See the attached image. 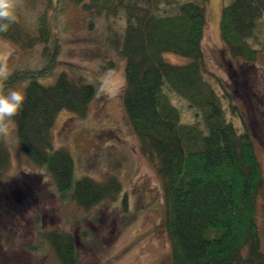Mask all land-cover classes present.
<instances>
[{
    "label": "trees",
    "instance_id": "trees-1",
    "mask_svg": "<svg viewBox=\"0 0 264 264\" xmlns=\"http://www.w3.org/2000/svg\"><path fill=\"white\" fill-rule=\"evenodd\" d=\"M209 1L47 0L34 35L18 21L6 33H0V39L21 52L41 46L46 60L38 71L13 73L5 86L26 94L23 110L14 118L20 148L29 162L52 176L60 199L76 203L85 211L107 200L114 201L121 191L118 181H75L73 159L52 146L51 134L58 115L67 111L85 116L96 96L95 87L84 74L69 72L60 74L53 86L41 84L56 76L62 54L53 34L55 17L65 10H79L91 34L102 22L103 41L96 39V58L104 74L117 71L119 58L126 62L122 91L125 117L162 182L171 263L264 264L257 222L262 168L253 137L227 120L212 85V80L220 86L223 82L206 66L203 42ZM112 19L124 20L121 35L112 31ZM263 20L264 0H232L221 12L225 62L228 68L234 62L242 64L239 73L230 68L229 72L236 92L241 85L246 98H251V93L245 87L248 79L243 78L254 73L258 50L252 41ZM166 54L190 62L175 66L164 59ZM176 100L187 105L197 123L182 121ZM8 165L9 154L4 136H0V172ZM30 196L16 183L0 184V220H4L0 223L8 225L18 210L25 206L28 209ZM40 232L39 239L50 244L60 264H78L71 235ZM5 244L9 256H0V264H11L13 249L10 243Z\"/></svg>",
    "mask_w": 264,
    "mask_h": 264
},
{
    "label": "rangeland",
    "instance_id": "rangeland-1",
    "mask_svg": "<svg viewBox=\"0 0 264 264\" xmlns=\"http://www.w3.org/2000/svg\"><path fill=\"white\" fill-rule=\"evenodd\" d=\"M231 1H209L203 48L208 70L223 82L220 86L212 80V85L227 120L240 131H249L254 140L263 175L257 222L264 251V20L252 41L258 50L257 61L252 66L254 73L243 78L248 79L245 87L251 93V98L248 95L246 98L241 85L236 92L229 72L231 69L239 73L242 64L234 62L228 68L220 37L222 8ZM21 5L16 12L17 21L34 35L48 6L47 0H21ZM54 23L53 34L62 47V54L56 76L41 84L53 86L64 72L84 74L95 87L96 96L85 116L78 117L67 111L58 115L51 134L53 149L71 156L75 181L91 179L105 183L113 178L120 183L121 191L114 201L107 200L86 211L76 203L64 202L47 170L33 165L23 155L14 122L10 134L4 136L9 165L0 172V184L16 183L18 189L28 190L31 196L28 209L25 206L18 210L8 225L0 223V256H9L3 248L8 242L14 250L11 264H60L50 244L39 239L40 231H45L71 235L79 255L78 264H172L162 182L125 117L122 91L126 62L119 58L114 74L101 71V62L96 58L99 51L95 48L96 39L103 41L102 22L97 23L95 33H88L84 15L73 9L56 16ZM110 24L113 32L123 33V19H112ZM8 44L7 64L11 75L20 70L38 71L45 66L41 46L21 52ZM164 59L175 66L190 62L173 54H166ZM174 103L184 123H197L186 104L178 100Z\"/></svg>",
    "mask_w": 264,
    "mask_h": 264
},
{
    "label": "clouds",
    "instance_id": "clouds-1",
    "mask_svg": "<svg viewBox=\"0 0 264 264\" xmlns=\"http://www.w3.org/2000/svg\"><path fill=\"white\" fill-rule=\"evenodd\" d=\"M21 6V0H0V33H6L17 22L16 12ZM9 47L7 41H0V136L10 134L14 118L21 113L26 102L23 91L5 86L11 75L7 64Z\"/></svg>",
    "mask_w": 264,
    "mask_h": 264
}]
</instances>
